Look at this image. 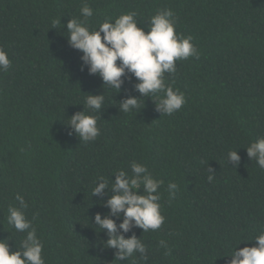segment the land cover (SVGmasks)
Listing matches in <instances>:
<instances>
[{"label":"trees","instance_id":"trees-1","mask_svg":"<svg viewBox=\"0 0 264 264\" xmlns=\"http://www.w3.org/2000/svg\"><path fill=\"white\" fill-rule=\"evenodd\" d=\"M84 4L93 9L90 27L135 12L147 31L158 10L173 11L176 31L191 35L200 53L165 73L185 95L180 110L162 114L153 94L138 112L122 113L119 100L140 96L137 79L126 73L116 93L81 70L82 52L69 45L64 25L82 18ZM0 47L12 61L0 71V239L11 251L26 235L7 223L19 193L45 264H133L104 246L107 231L94 217L109 212L99 203L108 195H92L98 177L111 187L114 172L132 174L133 161L164 181L165 217L155 231L124 233L134 232L148 249L147 260L135 254V264H226L230 257L221 255L264 228V170L247 155V146L264 137V0H0ZM103 91V108L93 113L100 135L81 141L68 121L88 93ZM231 150L239 163L227 158ZM169 183L178 185L171 201ZM122 218L114 217L117 226Z\"/></svg>","mask_w":264,"mask_h":264},{"label":"clouds","instance_id":"clouds-1","mask_svg":"<svg viewBox=\"0 0 264 264\" xmlns=\"http://www.w3.org/2000/svg\"><path fill=\"white\" fill-rule=\"evenodd\" d=\"M93 14V9L84 4L80 9L82 18H70L64 25L69 45L82 52L81 70L86 66L89 74L98 75L102 79L103 88L107 86L115 89L116 93L122 90L126 73H131L137 79L134 88L140 96L129 95L119 100L118 109L122 113L138 112L143 107V98L153 97V94L156 95L157 110L162 114L171 115L180 110L186 103L185 95L166 83L165 73L174 74L177 70L176 61L193 56L199 58L200 53L192 43L191 35L176 31L173 11L158 10L148 19L147 31L138 26L135 12L121 13L114 20L105 18L98 26L90 27ZM59 23L61 20L53 21L54 27ZM11 64L8 53L0 47V71H8ZM105 99L104 91L100 94L88 93L83 110L70 117L68 124L81 141L95 140L100 135L97 117L93 113L101 112ZM247 155L255 159L259 168L264 170V137L247 146ZM227 158L240 162L236 150L229 151ZM131 171V175L122 169L114 172L115 180L111 179V187L107 180L98 177L92 195H108L106 201L100 200L99 203L106 206L109 212L103 218L99 212L94 217V225L101 231H107L108 238L103 242L104 246L116 250L115 260L132 258L135 264V254L139 253L140 259L147 260L148 249L134 232L127 237L124 233L133 227L142 229L144 233L155 231L164 223L165 217L161 214L159 203V189L164 181L153 178L146 165L135 161L131 162ZM213 179L214 175L210 174L208 180ZM106 189H110L111 194L106 193ZM177 189L176 183L168 184L166 190L170 201L175 197ZM15 199L19 207L9 205L7 223L15 231L26 235L15 251L10 250L8 239H0V264H45L42 240L37 236L32 221L25 215L24 210L28 205L19 193ZM121 214L123 218L117 226L114 217H120ZM253 240L256 243L251 246L246 244L238 247L242 241ZM160 247L168 249L167 242L161 240ZM221 256L230 257L226 264H264V228L258 229L250 240L241 239L228 254Z\"/></svg>","mask_w":264,"mask_h":264}]
</instances>
